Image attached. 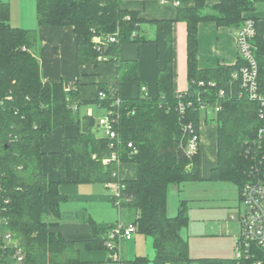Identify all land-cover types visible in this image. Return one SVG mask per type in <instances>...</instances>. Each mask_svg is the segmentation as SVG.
<instances>
[{"label": "trees", "instance_id": "trees-1", "mask_svg": "<svg viewBox=\"0 0 264 264\" xmlns=\"http://www.w3.org/2000/svg\"><path fill=\"white\" fill-rule=\"evenodd\" d=\"M128 1L150 0H37L38 27H72L78 67L116 64L119 87L141 83L139 61L122 59V47L158 43L142 35V25L163 26L165 56L163 67L157 71L156 95L147 96L142 88L138 98H111L108 88L98 84L93 103L117 120L120 144L112 148L110 140L99 131V119L77 117L80 106L92 104L80 101L81 82L70 91L65 90L63 82H44L37 31L13 27L10 3L0 0V264H83L76 243L51 231L61 218L59 204L51 205L50 211L45 205L46 195L67 201L59 190L67 183V157L72 159L79 183L120 184L121 195L114 197L115 205L138 212L133 224L138 233L152 238L155 258L138 257L126 264L264 263V254L256 251L257 258L248 261L192 259L189 244L182 236L190 223L187 202L180 203L175 217L168 215L171 188L201 181V142L198 154L192 158L186 155L185 147L194 133L201 140L202 123L217 125V164L211 170L210 181L231 183L241 194L256 177L254 171L264 177L260 105L232 81L243 60L239 56L233 66H199L200 25L212 22L219 28L239 31L247 20L258 21L252 15L264 0H218L212 6L205 0H165L178 2L179 6L176 17L164 21L141 18L138 11L123 7ZM179 22L187 26L188 90L183 93L177 92L175 83L174 26ZM117 30L119 43L97 50L94 38L114 35ZM252 45L262 81L264 38L258 32ZM101 93L105 99H101ZM180 103H193V107L183 115ZM202 105L206 106L205 113L209 108L216 111L213 119L203 115ZM71 125H76L79 133L65 138L62 151L52 154L59 181H50L43 170L46 136ZM187 125H192L193 131L185 129ZM115 152L121 166L119 162L105 165L104 161ZM123 164L137 167L136 179H121ZM90 226L93 239L86 242L87 250L107 252L105 244L114 226L98 230L94 221ZM17 251L23 254L21 262L14 259Z\"/></svg>", "mask_w": 264, "mask_h": 264}, {"label": "crops", "instance_id": "crops-1", "mask_svg": "<svg viewBox=\"0 0 264 264\" xmlns=\"http://www.w3.org/2000/svg\"><path fill=\"white\" fill-rule=\"evenodd\" d=\"M205 1L210 6L218 2V0ZM123 7L138 11L141 18L150 21L173 20L177 14V6H175L174 2H163V0L128 1ZM252 17L258 19L257 32L259 36L264 38V13L257 11ZM237 32L227 28H219L212 22L201 24L199 27L200 68L210 69L219 65H235L239 60ZM37 33L40 42L38 58L44 82H63L67 91L72 90L78 82H81L82 86L79 90L80 101L92 103L80 106L77 109V117L93 116L98 120L106 116L107 112L93 103L98 95V84L105 85L108 88L111 98H115L118 95L123 98H138L142 94V88H146L145 93L147 96L156 95L157 71L163 67L165 56L163 26L158 27L154 24L142 25V35H145L150 40L157 39L158 43L128 44L122 47V59H137L139 61L141 83L122 84L120 87L118 85L116 64L104 63L97 67H78L77 41L72 27H38ZM174 40L176 90L179 93H183L188 90V88L185 90L188 82L187 26L185 23L179 22L175 24ZM179 87L185 89L182 91ZM99 111L104 113V115L96 117L95 112ZM212 125L215 126V129H213ZM212 125L210 124L211 128L206 134L204 133V127L209 126L207 123H202L200 129L201 180H209L211 170L217 164V125L215 123H212ZM78 133V127L71 125L65 128H58L46 136L43 170L50 181H59V173L54 166L52 154L62 151L65 138L76 137ZM65 165L67 183L61 185L59 190L62 195L67 197V201L60 202L56 199H51L48 195L45 196V205L49 211L53 204H59L61 209V218L58 221V225L52 228L51 231L60 233L67 240L76 243L83 264H117L111 260V254L108 251L87 250L86 242L93 239L90 222L94 221L98 230H105L119 222L125 225L133 224L138 218V212L127 208L120 209L115 205L113 201L117 192L115 184L79 183L71 157L66 158ZM120 177L123 180L136 179L137 167L134 164H123ZM116 211H118V214H116ZM48 215L51 216V213L49 212ZM206 234L211 235L212 232H207ZM126 252L127 257L122 255V259L125 262H132L139 257V255L135 254L136 251L131 248L128 251L123 250L124 254ZM205 258L229 259L219 257Z\"/></svg>", "mask_w": 264, "mask_h": 264}, {"label": "rangeland", "instance_id": "rangeland-1", "mask_svg": "<svg viewBox=\"0 0 264 264\" xmlns=\"http://www.w3.org/2000/svg\"><path fill=\"white\" fill-rule=\"evenodd\" d=\"M5 1L10 3V24L13 27L37 31V0ZM257 9L259 12L264 13V2H259ZM187 88L188 82L186 89L179 87L182 91L183 89L187 90ZM215 112V110L209 108L207 113L203 111V115L213 119ZM95 115L100 117L104 113L99 111L95 112ZM210 128V124L204 127V133L206 134ZM213 129H215V126H213ZM182 201H186L189 208L190 223L187 228L183 229L182 235L189 244L191 258L219 257L235 259L236 238L241 232L239 219L247 211L237 187L231 183L210 180L173 186L168 200L169 217L177 215V209ZM116 214H118V211H116ZM233 217H235V220H232ZM207 232H212V234L207 235ZM130 248L135 250V254L139 257L149 260L155 258L151 237L137 232L133 240L121 242V255L127 257V252L124 254L123 250L128 251Z\"/></svg>", "mask_w": 264, "mask_h": 264}, {"label": "built area", "instance_id": "built-area-1", "mask_svg": "<svg viewBox=\"0 0 264 264\" xmlns=\"http://www.w3.org/2000/svg\"><path fill=\"white\" fill-rule=\"evenodd\" d=\"M163 2L167 1L164 0ZM174 4L175 6H179L178 2H174ZM119 35L120 31L117 30L114 35L94 38L97 50H101L110 44L119 43ZM256 35L257 22L252 19L247 20L244 27L237 32L238 52L244 64L238 72L232 75V81L239 84L244 94L250 100L256 101L260 105V116L263 119V127L260 136L264 138V80H260L259 62L252 45V40ZM100 60H106V58H101ZM143 91H146V89L144 88ZM220 96L223 97L224 92H221ZM100 97L101 99H105L106 95L101 93ZM191 107H193V103H189L188 105L180 103L179 108L181 114L186 115L187 110ZM201 110L205 111L206 106L202 105ZM116 123L117 120L113 118L111 112H107L106 116L98 120L99 131L105 138L110 140L112 148L120 144ZM185 129L193 131V126L187 125ZM200 142L199 135L195 133L192 134V137L188 140L185 147V153L188 157L192 158L198 154ZM128 146L132 148L131 144ZM248 151L251 152V148H249ZM111 162H119V166H121L118 153H113L111 158L104 161V164L108 165ZM253 175L256 177L247 183L241 191V198L247 207V211L244 215H241L239 219L241 232L236 240L235 258L238 261H248L257 258L254 253L255 251L264 254V177L260 176L258 171H254ZM115 186L117 189L116 197L119 198L121 195V186L120 184H115ZM232 220H235V217H233ZM137 232L138 228L136 225H125L121 222L117 223L109 232L105 246L107 251L111 254V260L114 263L126 264L122 259L120 244L124 240H132ZM7 242H12L10 236H7ZM14 259L17 262H21L23 260L22 252L17 251ZM254 264L264 263L258 260Z\"/></svg>", "mask_w": 264, "mask_h": 264}]
</instances>
